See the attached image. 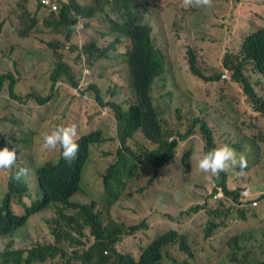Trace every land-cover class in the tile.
<instances>
[{"label":"trees","instance_id":"1","mask_svg":"<svg viewBox=\"0 0 264 264\" xmlns=\"http://www.w3.org/2000/svg\"><path fill=\"white\" fill-rule=\"evenodd\" d=\"M31 1H37V8ZM239 3L241 14L229 29L222 68L216 69L204 67L201 61L200 53H206L205 58L218 54L215 48L205 51L210 46L204 45L205 37L194 36L190 25H180L178 36L172 39L167 26L168 22L187 24L189 12L201 7L196 0H92L91 4L83 0H15L14 9L0 20V30L10 23L19 36L14 41L0 38V98L5 96V107H15L11 111L0 103V118L9 120L0 124V147L15 149L16 161L28 174L23 181L15 180L9 169L0 168L9 178L0 177V264H33L57 258L61 264H115L112 256L117 264L139 262L131 252L120 251L118 243L122 237L149 231L124 217L119 208L149 197L145 185L134 181L136 175L144 171L152 181L175 158L188 166L193 143L187 141L193 135H199L203 153L228 144L246 163L218 176L209 174L215 183L209 197L182 213L211 210L213 219L204 240L234 222L225 242L226 247L236 249L237 257L231 264H264V228L247 226L259 216L253 200L264 202V0H244L243 6L242 0ZM245 21L253 24L246 30ZM232 27L238 31L232 32ZM182 38L189 40L186 63L203 81L205 91L196 94L205 103L222 108V127L211 124L201 111L183 113L178 107L174 113L166 101L157 103L158 97L171 93L162 91L167 81L172 77L178 80V64L171 62L164 47ZM7 67L8 71L1 70ZM116 74H121L118 81ZM125 77L130 81V97L119 95L120 81ZM32 79L37 80L36 85ZM109 79L113 82L108 83ZM64 85L75 88L74 98L91 100L84 109L88 131L77 138L76 158L65 160L59 154L34 169L27 163L33 157L22 148L43 144L42 136L34 137L42 124L45 131L68 126L55 110ZM39 105L47 117L35 129L27 128L22 116L31 110L26 107ZM98 145H106L101 153L113 158L107 169L97 165L92 156L93 147ZM33 181L37 198L24 199L32 198L28 185ZM246 188H251L252 198L244 197ZM220 190L224 197L212 205L214 193ZM15 200L24 213L13 209ZM40 213L50 214L44 218L50 239L35 235L33 229L24 236L23 227ZM246 228L261 229L263 239L257 243L247 239L241 233ZM155 236L139 264H160L161 251L169 253L175 245L186 255L181 264H198L195 260L200 248L195 235L170 229Z\"/></svg>","mask_w":264,"mask_h":264},{"label":"rangeland","instance_id":"2","mask_svg":"<svg viewBox=\"0 0 264 264\" xmlns=\"http://www.w3.org/2000/svg\"><path fill=\"white\" fill-rule=\"evenodd\" d=\"M83 1L86 4L92 3V0ZM239 1L240 0H211L209 6L201 5L199 10H191L186 19L187 24L184 21L178 22L177 25L168 22L167 26L170 27L172 39L178 36L180 25H186V27L188 25L192 26V34L194 36L199 35V37H205L206 41L204 45H210L205 48L206 52L212 51L214 48L218 51V54H214L209 58L204 57L206 53H200L202 54L201 61L204 67L221 69L223 57L225 55V44L230 40L229 36L231 35V31H229V29L236 15L241 14ZM243 1L244 0H242V6ZM31 5L37 8V1H31ZM14 6L15 0H0V20L6 17L8 12L14 9ZM248 14L250 15V13ZM189 19L192 23H189ZM201 21L204 24H201ZM221 23H224V27L220 26ZM244 23L246 24L245 30L253 25L252 23L247 24L246 21ZM237 31L238 28L232 27V32ZM4 36L10 41L19 39L17 31L10 23L0 30V38ZM188 41V39L184 40L182 38L177 42L169 41L168 44L165 45V52L169 56L171 62L178 64L176 70L178 72L177 77L179 81L175 77L168 80L166 86L162 88V91L164 93L170 91L171 93L166 94L162 98L158 97L156 99L157 103L160 104L161 101H166L174 113H176L178 107L182 108L183 113L201 111L209 119L211 124L216 127H222L224 124L223 118L221 117L222 108L217 105L205 103V101L201 100L196 94V92H204L205 89L203 81L191 72L189 63H186L188 57V50L186 49L189 44ZM195 42L198 44L197 41ZM195 42H193V44H195ZM39 53L43 55L42 52L39 51ZM106 62L107 61H104L103 64ZM9 69L10 67L1 70L8 71ZM114 78L118 81L121 78V74L114 75ZM31 82L35 85L37 84L36 79H32ZM112 82V79L108 80V83ZM120 83L122 88L119 90V95L122 97H130L132 95V90L128 77L123 78ZM190 90L193 91V93L190 92ZM73 91H75V88H72L71 85H64L61 88L58 95V106L55 110L59 115L64 116L62 120L63 124L66 123L68 126H76L78 138L84 132L88 131L84 109L87 102H91V100L86 98H74ZM0 103L3 104L5 109L9 108L11 111L15 110L13 106L5 107V96L0 98ZM26 108H29L31 111L22 116V118L26 121L27 128L35 129L39 121H44L43 118L46 117V111L40 107V105ZM3 117L0 118V124L4 125L9 123V120H5ZM111 117V125H114L115 119L113 116ZM169 122L174 123L173 118H170ZM45 130L46 126L42 124L39 133L35 134L34 137H40L41 133ZM190 138L191 140L187 142L193 143V153L190 156V163L188 166L180 164L178 159L175 158L171 163L166 164L161 169L159 177L154 178L152 181H150V176L144 175V171L142 172L143 174L140 173L134 177V181H140L145 185L149 197L137 200L131 205H123L119 208V212H121L124 217L133 220L134 223L143 224L149 232L145 233L141 230L134 235L122 237L119 247L123 251L134 250L138 253L150 239L153 237L155 238V235L164 234L169 229L175 228L179 233L188 232L193 236L195 235L196 245L200 248V252L198 253L197 251L195 260L198 264H208L219 261H222L224 264H231L233 257H237L236 249L230 245L226 247L225 242L231 235V231L233 232L234 222L226 228H218L215 236L204 240L203 235L205 234V230L209 226V221L213 219L211 210L204 209L203 211L200 210L192 213H182L178 211L180 205H182L183 209H189L195 205L201 204L206 197H209L207 195L208 191L215 185V183L211 182L209 174L201 172L197 167V158L203 154L204 144L201 142L199 135H193ZM106 148V145H98L94 146L92 151V156L97 159V165L104 169H107L113 160L112 156H104L103 153H101L103 149ZM22 151L28 152L33 157V161L27 163L31 164L35 169L40 163L45 161V159L57 158L61 149L59 146L55 149H49L46 148L44 144L39 145L35 143L28 146L27 149L22 148ZM2 174L3 173H0V177ZM147 175H151V173L149 172ZM3 176L7 181L9 180L6 175L3 174ZM28 187L30 188L32 198L24 199L31 200L37 198L35 182H31ZM254 193L257 194V192ZM249 197H253L252 193ZM90 200H95V198H91ZM212 200V205H216L217 199ZM252 206L256 207L259 211V216L253 217L247 223V226L264 228V202H261L257 206ZM13 209L17 213L25 212L22 205H20L17 200L13 203ZM157 212L162 213V215ZM170 212H175L174 216H168L167 213ZM112 215L115 216L117 214L112 213ZM49 216V213L34 215L30 225L23 227L21 233L26 236L27 233H30L31 229H33L35 235L41 234L50 239L46 234V223L44 222V218ZM241 233H245L247 239H251L256 243L263 239L261 229L246 228ZM90 241L91 238L88 237V243ZM17 245L20 246V239ZM169 254L170 255H165L162 264H181L182 260L186 257V255L179 250L178 245L172 246L169 249ZM173 259L180 260V263L173 261ZM1 261L2 259L0 258V262ZM33 264H61V260L57 258L55 261H36Z\"/></svg>","mask_w":264,"mask_h":264},{"label":"clouds","instance_id":"3","mask_svg":"<svg viewBox=\"0 0 264 264\" xmlns=\"http://www.w3.org/2000/svg\"><path fill=\"white\" fill-rule=\"evenodd\" d=\"M189 2H191V0H189ZM196 2L199 5L209 6L211 0H196ZM46 117H44L43 119L45 120ZM41 136L43 139V144L46 148L55 149L57 146L60 147L61 149L60 155L63 159L71 160L77 157L79 145L77 143V128L75 125H71V126L58 125L49 131L42 132ZM16 160H17V152L15 149L9 148L6 145L0 147V168L9 169L12 179L23 181L25 180L26 175L28 174V169L23 167L20 161H16ZM245 163L246 161L244 156L242 154H238L236 150L228 144L217 145L216 147L207 150L197 158L198 169L201 172L210 174L212 176H218L221 172H226L229 168H235V167L243 168L245 166ZM182 210L184 209L182 208L181 210L178 211L182 212ZM175 212L167 213V215L172 217L174 216ZM160 214L162 215V213ZM171 229H175V228H171ZM156 237L157 236H155V238ZM153 238L150 239L138 253H136V251L134 250L123 251L119 247L120 242L118 243V249L122 252H131L134 255L135 259L138 260L140 258L141 261L146 250L155 242V238L154 239ZM165 255H170V254L166 251H161V257L158 260V263L162 264ZM111 259L115 262V264H117L116 256H112ZM140 261L134 264H139Z\"/></svg>","mask_w":264,"mask_h":264},{"label":"built area","instance_id":"4","mask_svg":"<svg viewBox=\"0 0 264 264\" xmlns=\"http://www.w3.org/2000/svg\"><path fill=\"white\" fill-rule=\"evenodd\" d=\"M250 189H251V188H246V189L243 191V195H244L245 198H248L249 195L252 193V191L250 192ZM223 197H224V192H223V190H220L219 193H217V194L214 195V199H219V198H223ZM259 204H260V202H259L257 199L253 200V202H252V205H254V206H257V205H259Z\"/></svg>","mask_w":264,"mask_h":264},{"label":"crops","instance_id":"5","mask_svg":"<svg viewBox=\"0 0 264 264\" xmlns=\"http://www.w3.org/2000/svg\"><path fill=\"white\" fill-rule=\"evenodd\" d=\"M182 209V205H180L179 207H178V210H181Z\"/></svg>","mask_w":264,"mask_h":264}]
</instances>
